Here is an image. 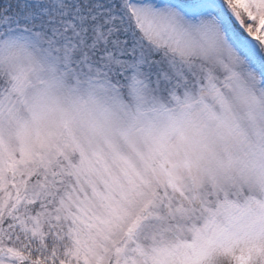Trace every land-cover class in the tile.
Here are the masks:
<instances>
[{"label":"snow or ice","instance_id":"obj_1","mask_svg":"<svg viewBox=\"0 0 264 264\" xmlns=\"http://www.w3.org/2000/svg\"><path fill=\"white\" fill-rule=\"evenodd\" d=\"M0 264H264V0L0 7Z\"/></svg>","mask_w":264,"mask_h":264},{"label":"trees","instance_id":"obj_2","mask_svg":"<svg viewBox=\"0 0 264 264\" xmlns=\"http://www.w3.org/2000/svg\"><path fill=\"white\" fill-rule=\"evenodd\" d=\"M8 2L15 4L17 2L23 3L24 0H0V7H3ZM29 2H33V0H29Z\"/></svg>","mask_w":264,"mask_h":264},{"label":"rangeland","instance_id":"obj_3","mask_svg":"<svg viewBox=\"0 0 264 264\" xmlns=\"http://www.w3.org/2000/svg\"><path fill=\"white\" fill-rule=\"evenodd\" d=\"M255 26V25H254Z\"/></svg>","mask_w":264,"mask_h":264}]
</instances>
